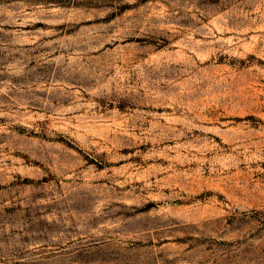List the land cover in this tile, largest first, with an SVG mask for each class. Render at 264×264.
<instances>
[{
	"label": "rangeland",
	"instance_id": "374dc122",
	"mask_svg": "<svg viewBox=\"0 0 264 264\" xmlns=\"http://www.w3.org/2000/svg\"><path fill=\"white\" fill-rule=\"evenodd\" d=\"M0 264H264V0H0Z\"/></svg>",
	"mask_w": 264,
	"mask_h": 264
}]
</instances>
